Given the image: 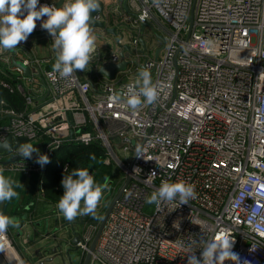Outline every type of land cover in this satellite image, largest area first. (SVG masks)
<instances>
[{
    "label": "built area",
    "instance_id": "obj_1",
    "mask_svg": "<svg viewBox=\"0 0 264 264\" xmlns=\"http://www.w3.org/2000/svg\"><path fill=\"white\" fill-rule=\"evenodd\" d=\"M103 19L118 26L114 49L105 52L96 44L88 67L71 79L52 68L43 71L50 96L38 105L24 93L20 111L0 100V142L25 138L39 149L31 157L18 148L0 154V167L10 176L28 177L45 169L67 140L99 142L104 162L129 183L89 264H187L180 245L192 244L199 257L201 246L192 241L223 231L234 238L241 264H264V0H115ZM141 24L165 32L157 59H142ZM39 34L49 33L38 20L29 36ZM126 44V69L91 84V70L97 74L101 65L119 63ZM8 60L0 50V82L14 93L21 87L9 83L12 77L2 68ZM143 67L157 85V100L136 110L111 103ZM39 154L47 155L46 164L37 162ZM13 155L19 158L9 163ZM162 180L191 189L196 199L187 209L162 202L150 210L146 199ZM85 225L78 242L83 255L98 227ZM0 238V251L7 245L15 252L9 229Z\"/></svg>",
    "mask_w": 264,
    "mask_h": 264
},
{
    "label": "clouds",
    "instance_id": "obj_2",
    "mask_svg": "<svg viewBox=\"0 0 264 264\" xmlns=\"http://www.w3.org/2000/svg\"><path fill=\"white\" fill-rule=\"evenodd\" d=\"M58 3L60 0H53L51 5L41 4L40 0H0V50H15L20 42L27 40L39 20L41 28L47 30L53 40V72L61 78L71 79L77 70L84 71L92 59L97 37L93 32L94 17L91 13L98 11L101 5L99 0H63L57 7ZM158 96L159 91L152 82L150 71L142 68L135 82L127 86L126 93H118L110 97V101L113 104L123 102L136 110L142 103L152 104ZM18 149L23 157H31L34 152H38L30 141L21 144ZM37 162L46 164L47 155H39ZM149 176H155V171ZM61 184L64 191L57 202V208L68 220L94 213L103 189L107 187L98 183L88 168H75L68 174L64 173ZM15 187L14 180L4 175V169L0 167V204L19 196ZM195 199L191 189L162 180L159 187L147 197L146 203L159 206L163 202L173 208L187 209ZM17 222L16 217L0 210V233L6 232L10 225ZM175 227L179 229L180 224ZM192 243L201 246L199 257L192 244L179 246L188 253L187 264H224L225 261L241 264L239 254L233 251L234 238L227 231L210 239L193 240ZM244 264L247 262L244 261Z\"/></svg>",
    "mask_w": 264,
    "mask_h": 264
},
{
    "label": "crops",
    "instance_id": "obj_3",
    "mask_svg": "<svg viewBox=\"0 0 264 264\" xmlns=\"http://www.w3.org/2000/svg\"><path fill=\"white\" fill-rule=\"evenodd\" d=\"M111 2L113 4L115 0H111ZM106 5L105 8H107ZM144 31L145 29L143 30V35ZM93 32L96 36H98V38L111 40L113 43L112 49L115 48V39L113 37L108 34L105 35L100 30H94ZM28 37L29 38H27L26 41L20 42L15 50H2L3 55L6 54L7 57H9L7 64L6 62L2 64V68L12 77L11 81H9L10 85L15 88L21 87L22 90H16L14 93L18 94L20 98L23 99V103L24 98L22 94L24 93L25 95L33 98L35 105H38L50 96L47 83L43 78V71L52 68V64L55 60V50L52 48L53 40L49 34L31 35ZM11 59L22 62L26 61L29 63L28 66H26L28 67L29 76H25L23 73H18L16 67L12 66ZM33 61L36 62L34 65L32 64ZM91 92L94 93V89ZM4 120L5 119H1L0 116V124ZM113 174L116 175V173ZM122 178V173L121 177H119V175L114 177V182H111L112 185L114 184V188H116L117 185L123 181ZM108 193L109 192L104 193L105 197ZM104 195L101 197V200H103ZM95 214V212L89 213L86 214V216L92 217ZM10 216L16 217L18 222L8 227L9 235L14 246L22 248L23 254L21 252L20 253L25 264H34V262H40L42 264L50 263L54 257L53 255L55 254L53 251L48 252L47 250L49 249H45V246L49 244L54 246L56 238H61L59 243L63 244L64 249L71 247L70 241L72 239V235L70 228L73 227L75 230H80L82 233L85 228V224L82 226L81 222H86L83 215H78L72 220L66 219L59 211L56 204L47 203L44 200L35 202L31 211L27 212L22 208H18L17 214ZM63 223L65 224L63 225ZM71 223L75 224V226H71ZM41 247L44 250L38 251ZM49 258L51 260L47 261ZM12 259L13 264H21L17 255H14Z\"/></svg>",
    "mask_w": 264,
    "mask_h": 264
},
{
    "label": "trees",
    "instance_id": "obj_4",
    "mask_svg": "<svg viewBox=\"0 0 264 264\" xmlns=\"http://www.w3.org/2000/svg\"><path fill=\"white\" fill-rule=\"evenodd\" d=\"M0 99L8 107L15 110L20 111L24 107L23 99L16 93H9L8 89L1 85V82ZM104 161L105 150L98 141H93L88 146H83L67 140L54 152L49 165L39 173H32L28 177H22L18 174L10 176L4 173V175L14 180L15 190L23 199L18 203L19 196L13 197L10 201L3 202L0 210L10 216L17 214L18 208H22L27 212L31 211L35 202L39 200L57 205L64 191L61 184L63 175L64 173L68 174L75 168H88L95 180L102 185H106L109 181L113 182L114 177L118 175L116 172L120 171L114 165L106 164ZM66 164L67 171L65 172L63 169ZM113 173H116V175ZM40 186L43 188L42 196L39 192ZM95 220H97V216H92L88 219L89 222Z\"/></svg>",
    "mask_w": 264,
    "mask_h": 264
},
{
    "label": "water",
    "instance_id": "obj_5",
    "mask_svg": "<svg viewBox=\"0 0 264 264\" xmlns=\"http://www.w3.org/2000/svg\"><path fill=\"white\" fill-rule=\"evenodd\" d=\"M62 2H63V0H60V3H58L56 6L59 7ZM99 3L101 5V8L98 11L91 13V16L94 17V20L92 22L93 29L100 30V31L110 35L115 40H117L118 37H119L118 26L109 27V26L106 25V23H105V21L103 19L105 5H104V2L102 0H99ZM124 9L127 10L126 5H124ZM145 28H147V24H141V30L143 31ZM158 39L163 43L161 38H158ZM140 44H141V47H142V51H144L145 48H146L145 40L141 38L140 39ZM159 51L160 50L156 51V59H157V56L159 54ZM118 52H119V55L121 56V60H120L119 63L101 65V67L97 71V74H93V71L91 70V75H90V78L88 79V81L91 84H93L94 79L96 77H99V76L100 77H104V78H106L108 80H112L114 78V76L118 72H121V71L126 69L127 61L125 60V53L130 52V46L128 44L123 45L122 46V50H120ZM12 66L20 69L25 76H29L28 67L24 66L22 61H15L13 59L12 60ZM118 93L121 94L120 92H118ZM69 138H71V136ZM26 142H27V139H25V138H11V137H7L3 142H0V154H5V155L10 154V153H12L14 151V149L18 148L21 144L26 143ZM128 142H129V144L132 145L131 141L128 140ZM39 155H41V154H39ZM18 158L19 157L17 155H13L12 157H10L9 163L17 162ZM128 183H129V178H126L124 184L121 186V188L118 190L116 195L111 200L109 207L107 208V210L104 213L102 219L98 223L97 230H96V232L94 234V237H93V239H92V241H91V243H90V245L88 247V251L82 256V264H89L91 253L94 251V248L96 246L97 240H98V238H99V236L101 234V231H102V229H103V227L105 225V222H106L110 212L112 211L113 206L115 205L116 201L121 196L123 190L125 189V187L127 186ZM83 223L84 222H81L82 226H83ZM70 230H71V235H72V239L70 241L71 247H69L67 249L63 248L67 258L69 259V264H71V262H70V253L71 252L75 253L76 251L79 250L78 242L80 241V237H81V231L80 230L77 231L73 227H71ZM61 246H63V244L62 243H58V247L61 248ZM53 252H54V254H56L57 249H53ZM50 260H51L50 258L47 259V261H50ZM0 264H8L6 259H5V257H3L1 251H0Z\"/></svg>",
    "mask_w": 264,
    "mask_h": 264
},
{
    "label": "rangeland",
    "instance_id": "obj_6",
    "mask_svg": "<svg viewBox=\"0 0 264 264\" xmlns=\"http://www.w3.org/2000/svg\"><path fill=\"white\" fill-rule=\"evenodd\" d=\"M103 1H104L105 5L107 4L106 5L107 8H105V11L108 10V8L113 5L111 0H103ZM147 26L148 27L144 31V39H145V42H146V50H145V56H142V59L154 60L155 55H156V50H159V49L162 48V42L158 38L163 39V37L165 35V32L162 31V30L154 28L150 24L149 25L147 24ZM104 34L107 35L106 33H104ZM96 37H97V39H96L95 43L101 49H105V52H108L109 50L112 49L113 43L111 42V40L105 39V38L101 39V38H98V36H96ZM162 52H163V49L159 52V57L161 56ZM137 75H138V73L137 74L133 73L132 76H131V79L135 80ZM32 144L35 145V146L37 145L35 143H32ZM116 173L119 175V177H121V173L120 172H116ZM16 183H19V182H16ZM122 184H123V182L118 184L116 188H114V184L113 185L111 184V181H109L106 184L107 187L103 189V195H104L105 192L106 193L109 192V193L106 195V197L104 195L103 200L100 199V201H99V203L97 205V208L95 209V213L96 214L94 215V216H97V220H95V221H93L91 223H95L97 225L100 222V220L102 219L104 213L106 212L107 208L109 207L111 200L116 195V193L118 192V190H119V188L121 187ZM22 199H23V197L19 196L18 203H20L22 201ZM1 205L2 204H0V206ZM150 210H151V205H150ZM83 217H85V220H86V222L83 223V225H84V224L88 223L87 221L89 219V216L87 217L86 214H84ZM63 221H64V218H63ZM64 224L65 223H63V225ZM66 226H68V225H66ZM71 226H75V224L71 223ZM84 226H86V225H84ZM9 238L12 241L10 235H9ZM60 240H61V238H56V243H54V246L51 245V244L45 246V249H49V250H47L48 252H52L53 249H57L56 254L53 255L54 256L53 259L51 260L50 263H47V264H69V259L67 258L66 254H65V251L63 250L64 247L63 246H61V248L58 247V243H59ZM12 244H13V241H12ZM13 247H14L15 253H16L18 259L20 260L21 264H25V262H24V260H23V258L21 256L22 248L19 247V246L15 247L14 244H13ZM43 250L44 249L41 247V249H39L38 251H43ZM82 256H83V254H82L80 249L78 251H76L75 253L71 252L70 253V262H71V264H82ZM34 264H42V263H40V262L39 263H35L34 262Z\"/></svg>",
    "mask_w": 264,
    "mask_h": 264
},
{
    "label": "bare ground",
    "instance_id": "obj_7",
    "mask_svg": "<svg viewBox=\"0 0 264 264\" xmlns=\"http://www.w3.org/2000/svg\"><path fill=\"white\" fill-rule=\"evenodd\" d=\"M0 244H1V238H0ZM1 253H2L3 257H5V259H6V261H7L8 264H13L12 263V257L14 255L16 256V253L13 251L12 248H9L7 245H3V248H2Z\"/></svg>",
    "mask_w": 264,
    "mask_h": 264
}]
</instances>
